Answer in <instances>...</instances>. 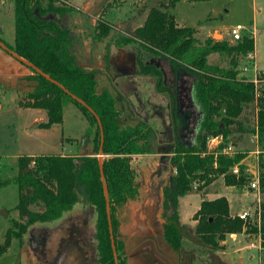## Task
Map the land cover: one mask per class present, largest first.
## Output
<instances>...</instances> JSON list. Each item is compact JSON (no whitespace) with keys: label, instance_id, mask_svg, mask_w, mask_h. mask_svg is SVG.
I'll list each match as a JSON object with an SVG mask.
<instances>
[{"label":"trees","instance_id":"obj_1","mask_svg":"<svg viewBox=\"0 0 264 264\" xmlns=\"http://www.w3.org/2000/svg\"><path fill=\"white\" fill-rule=\"evenodd\" d=\"M177 1L159 0L150 7L143 24L135 29L133 37H125L117 42L118 46L129 44L141 51L162 55L192 76L193 99L202 117L193 143L178 144L171 151L170 163L174 172L163 189L164 204L169 203L174 208L163 223V238L176 251L183 237L177 226L179 196L189 192L192 184L195 183L200 190L220 175H223L226 185L242 186L248 181L250 175L241 162L243 155L239 152L232 155L220 152L224 146L234 142L233 134L250 131L242 120L247 107L255 105L257 108L255 130L258 140L264 141V89L257 87L264 79V74H257L255 82L238 76L237 69L239 59L253 51V38L242 35L233 44L211 39L205 40L203 44H196L194 28L180 26L174 19L173 9ZM12 2L14 44L8 45L0 39L17 55L33 63L89 105L99 118L100 126L96 117L84 105L37 71L31 69L32 73L20 78L32 83L23 105L45 111L46 119L39 123L40 128L60 124L63 108L68 103L78 106L88 122L85 141L89 140V135L93 136L91 141L94 152L76 155H22L18 158L19 171L10 179L18 188V201L15 205L18 219L7 229L4 241L0 244V255L6 251L11 239L19 238L28 225L59 218L76 202H81L85 206H93L96 212L98 262L114 264L99 158L96 155L99 153L101 130V163L113 227L116 224V209L126 200L135 199L138 195L139 183L135 180L130 156L154 152L153 130L139 123L124 124L115 96L107 89L96 91V80L91 77L92 72L79 65L75 49L79 38L72 28L60 21L62 16L72 12L79 13V10L74 11L71 5L58 0ZM111 5L113 4L108 3V6ZM49 14L57 15L59 21L51 17L47 20L43 18ZM213 52L227 53L228 66L208 63L207 56ZM217 135L221 136L219 144L213 150L208 149L207 139ZM235 165L239 167L238 174L232 172ZM258 181L261 190H264L263 161ZM37 204L41 207L34 209L33 205ZM261 205L263 214L260 235L261 245L264 247V202ZM192 218L196 221L194 235L212 249H218L227 234L241 232L249 226L237 215L230 213L228 200L224 195L213 199L202 198ZM114 242L117 264H127V257L119 252L122 249L119 235L114 234Z\"/></svg>","mask_w":264,"mask_h":264},{"label":"rangeland","instance_id":"obj_2","mask_svg":"<svg viewBox=\"0 0 264 264\" xmlns=\"http://www.w3.org/2000/svg\"><path fill=\"white\" fill-rule=\"evenodd\" d=\"M58 1H65L75 9L74 11H80L62 16L60 21L72 28L76 37L79 38L75 49L80 65L95 68L100 67L97 65V59L106 61L108 56L115 52L120 39L133 37L135 29L143 24L150 7L158 0ZM108 3L113 5L108 6ZM173 11L178 25L194 28L196 44H203L207 39L225 40L233 44L235 41L231 39L229 29L235 24H241L244 26L241 34L253 38L254 49L251 57L245 55L239 59L238 76L253 79L256 69L264 71V0H178ZM14 36L13 2L12 0H0V38L6 44L13 45ZM116 55L120 58L118 61L122 63L120 66L126 64L129 58L134 56L132 50L116 52ZM91 59L94 62H91ZM207 62L227 67L229 56L224 52H213L207 56ZM90 71L95 75L96 91L111 90L113 85L108 76L103 74V70ZM124 71L119 73L123 74ZM109 72L112 73L113 70L110 69ZM30 73H32L30 67L0 46V244L4 241L7 229L12 226L14 220L18 219V212L15 209L18 201V188L16 183L10 179L19 171L18 158L20 156L76 155L77 153L93 154L94 152L91 141L93 136L89 135L88 142L84 137L88 122L74 103H68L63 108L60 124H51L46 128L38 126L46 119L45 111L41 108L23 105L26 101V92L32 83L20 78ZM257 87L264 89V79L258 83ZM112 93L115 96L120 95L117 90ZM120 105L117 103L118 109ZM256 110L254 105L247 107L243 112L242 120L250 131L233 134L236 140L232 143L245 158L243 165L250 174L256 173L257 170L259 172L262 161L264 163V141L258 140L255 130ZM125 117H127L126 112ZM132 117V119L127 117L128 119L123 121L124 124L138 123V117L134 115ZM156 142L158 143V138H155V144H153L154 152L132 154L130 165L134 170L135 180L140 185L139 200L144 201V198L149 197L150 202L157 206L155 215L160 219L161 213L158 207L162 197V186L167 184L173 173V166L170 163L172 153L167 149V145L162 141L159 144ZM211 145L208 143V149L213 150ZM159 151L162 154L158 153ZM96 155L99 161H102L103 155ZM13 159L16 161L12 163ZM220 176L223 177V175ZM223 181L218 176L200 190L194 183L189 192L178 197L177 220L178 224L184 225V232L188 229L191 233L194 232L195 221L192 219V214L198 208L202 198L227 195L232 200V213L251 207L257 196L264 201V190H261L260 184L258 191L250 189L247 182L242 186L233 185L231 189H227L221 186ZM204 190L205 194H203ZM126 202L116 209L114 213L116 224L113 227L111 223V227L113 238L114 234L119 235L122 248L119 252L122 255L125 254L127 264H162L167 260H170L171 264H264V252H260L257 246L252 249L245 248L248 241L243 231L234 235L227 234L218 249L208 248L183 235L177 251L173 250L164 240L162 230L157 234H153L152 231L149 235L150 239L146 242L143 238L130 239L122 236L119 229L120 224L128 217ZM40 207L39 204L33 205L34 209ZM85 207L87 206L83 203L77 202L59 218L28 225L19 238L11 239L6 251L0 255V264H92L90 257L86 255L85 249L79 243L80 233L75 226H70L71 220L66 217L68 214H74L78 208L84 209ZM162 216L164 217L165 214L163 213ZM33 225L45 226L44 235L41 236L42 238L38 237V243L41 245L46 241L45 252L40 249L39 255L37 251H31L30 237L27 238L31 232L29 229ZM32 231L35 235L39 233L38 228ZM250 241L257 244L254 238ZM140 242L141 245H139ZM85 246L87 250L90 248L87 244ZM115 255L117 259L116 245ZM40 257H43V260H40Z\"/></svg>","mask_w":264,"mask_h":264},{"label":"flooded vegetation","instance_id":"obj_3","mask_svg":"<svg viewBox=\"0 0 264 264\" xmlns=\"http://www.w3.org/2000/svg\"><path fill=\"white\" fill-rule=\"evenodd\" d=\"M49 17L59 21L58 16L54 14L43 18L47 20ZM132 48L135 51L133 73H131L130 60L123 66H117L109 63L108 56L106 61L103 60L101 68L83 67L79 63V57L77 61L84 69L103 70V74L111 80L113 85L111 90H117L120 93L115 96L109 90L115 96L116 103L121 104L118 111L126 112L129 119H132L133 115L137 116L139 124L151 128L154 142L155 138H158L156 144L162 141L169 151H172L178 144H192L191 140L194 141L197 126L202 117L193 99L192 76L162 55L141 51L133 46ZM90 61L94 62L93 59ZM110 69L113 70L112 73L109 72ZM123 70H125L124 73L120 74L119 72ZM94 76L92 73L91 77ZM121 77L123 78L119 79ZM177 119L180 122L179 126ZM151 122L153 123L150 124ZM172 169L174 172L173 167ZM165 216L169 215L165 212ZM66 217L71 220L70 226H75L80 233L79 243L85 249L86 255L90 257L92 264H100L95 238L96 212L93 206L78 208L74 214H68ZM36 228L39 229L37 235L32 231ZM29 230L31 232L27 238L30 237V245H28L31 251H37V255L40 249L45 252L46 241L42 245L38 243V237L42 238L41 236L44 235L45 226L33 225ZM86 244L90 246L88 250L85 248ZM40 260H43V257H40Z\"/></svg>","mask_w":264,"mask_h":264},{"label":"crops","instance_id":"obj_4","mask_svg":"<svg viewBox=\"0 0 264 264\" xmlns=\"http://www.w3.org/2000/svg\"><path fill=\"white\" fill-rule=\"evenodd\" d=\"M13 11H14V9H13ZM128 50H130V51L132 50L133 51L134 56L131 57L132 59L129 58V60H130V62L132 61L133 65H134L135 51H134V49L132 48L131 45L116 47L115 52L113 54H110V56H109V63H111L113 65L120 66V64H122V63H120L118 61L120 58L117 57L116 52H120V51H126L127 52ZM97 61H98L97 65H100V68H101L102 65H103V61H100V59H97ZM133 72H134V70H132L131 73H133ZM120 116L122 118V121H125V119L126 120L128 119L127 117L124 118L125 112L120 113ZM232 139L236 140V138H234V137ZM192 142L193 141L191 140V143ZM153 143L155 144L154 140H153ZM256 152H257V150H256ZM158 153H161V151H159ZM133 157L134 156H132V158ZM244 159L245 158H243L241 160L242 163L244 162ZM171 172H172V170L170 171V173ZM219 179H221V181H223V177L222 176H219ZM221 186L224 187V188H227V189H231L233 187V185H226L224 183V181H223ZM163 189H164V186H162V197L160 198L159 207H158V209H159V211L161 213L160 214V219H158V217L155 215V210L157 209V206H155V204L153 202H150V198L149 197H146V198H144V201H141V200H139V193H138V195H137V197L135 199H130V200H128L126 202V207L128 209L126 211V214H127L128 217L125 218V220H126L125 222H122V224H120V229H119L120 233L122 234V236L128 237L130 239L131 238H136V237H138L139 239L143 238L144 242H146L148 239H150L149 235L152 234V231H153V234L160 233L161 230H162V233H163V223L165 222V217L166 216L163 217L162 214L163 213L165 214V212H166L169 215L170 213H172V211L174 209V208L173 209L171 208V205L169 203L166 204V205L164 204ZM138 192H139V188H138ZM203 194H205V192ZM218 196H220V195H218ZM218 196H216V197H218ZM224 196L228 200L230 213L232 215L233 214L236 215L237 213H239V212H235V213L231 212V210H232V200H231V198L229 196H227V195H224ZM213 198H215V197H213ZM213 198H206V199H213ZM200 202H201V200H200ZM195 223H196V221H195ZM161 227H162V229H161ZM234 234H230V235H234ZM223 242H224V240L222 241V243ZM139 245H141V242H140ZM162 264H171V262H170V260H167L165 263H162Z\"/></svg>","mask_w":264,"mask_h":264},{"label":"built area","instance_id":"obj_5","mask_svg":"<svg viewBox=\"0 0 264 264\" xmlns=\"http://www.w3.org/2000/svg\"><path fill=\"white\" fill-rule=\"evenodd\" d=\"M244 28L241 24H235L229 29V35L231 36L232 40H238L241 38L242 34L241 31ZM251 57V52L247 53V56ZM257 74H264V71H259L258 69L255 70V75L252 80L257 82L256 75ZM221 140V136H210L207 139V144L210 143L212 144L211 146L215 148ZM209 148V147H208ZM220 152L225 155H232L234 153H237L238 151L235 149L232 143L227 144L224 146ZM247 173H249V178L247 181V185L250 189H257L259 190V172L258 170L256 173H251L245 169ZM232 172L235 174L239 173V168L238 165H235L232 169ZM263 201L257 196L255 199L253 205L251 207H246L243 211L237 213L236 215L241 218L245 223H248L249 226L248 228H244L242 231L244 235L247 238L248 243L246 244L245 248L246 249H252L254 246H257L260 252H264V247L261 245V235H260V227H261V220H262V214H263V209H262V203ZM252 227H255L256 229L253 230ZM254 238L257 241V244L253 241H250V239Z\"/></svg>","mask_w":264,"mask_h":264},{"label":"water","instance_id":"obj_6","mask_svg":"<svg viewBox=\"0 0 264 264\" xmlns=\"http://www.w3.org/2000/svg\"><path fill=\"white\" fill-rule=\"evenodd\" d=\"M35 13L37 14V8L34 9ZM0 46L4 47L10 54H12L15 58L19 59L22 63H24L26 66L30 67L31 69L37 71L38 73H40L41 75H43L44 77H46L48 80H50L51 82L57 84L58 86L62 87L64 89L65 92L69 93L76 101H78L79 103H81L82 105H84L97 119L98 124L100 126V120L97 117L95 111L89 106L87 105L83 100H81L79 97H77L76 95L70 93L66 88H64L60 83H58L56 80L52 79L51 77H49L47 74H45L41 69H39L37 66H35L33 63L23 59L22 57H20L19 55H17L15 52H13L1 39H0ZM131 66H132V70H134V65L132 63V61L130 62ZM177 121V125H180L179 119L176 120ZM101 130V127H100ZM102 141H103V134H102V130H101V142L99 145V150H98V155L100 156L102 154ZM16 159L12 160V163L15 162ZM99 172H100V179L102 182V188H103V192H104V197H105V204H106V215H107V219H108V226H109V234H110V242H111V247H112V251H113V255H114V264H116L117 259H116V255H115V245H114V238L112 236V225H111V216H110V207H109V197H108V191H107V187L105 184V179H104V175H103V169H102V163L101 161H99ZM171 208L173 209V206H171ZM4 212V211H3ZM5 213V212H4ZM171 214V213H170ZM169 214V215H170ZM167 220V218H165V221ZM178 228L181 231L182 235H186L187 237H189L190 239L198 242L199 244L205 246V244L203 242H200L199 238L194 235L193 233L190 232V230H186L184 232L183 227H180L177 224ZM247 240V238H246Z\"/></svg>","mask_w":264,"mask_h":264},{"label":"bare ground","instance_id":"obj_7","mask_svg":"<svg viewBox=\"0 0 264 264\" xmlns=\"http://www.w3.org/2000/svg\"><path fill=\"white\" fill-rule=\"evenodd\" d=\"M239 168V167H238Z\"/></svg>","mask_w":264,"mask_h":264}]
</instances>
